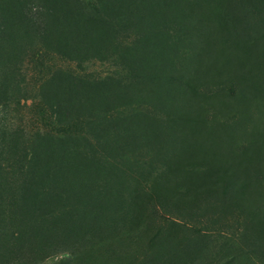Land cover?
Returning <instances> with one entry per match:
<instances>
[{"label": "rangeland", "instance_id": "374dc122", "mask_svg": "<svg viewBox=\"0 0 264 264\" xmlns=\"http://www.w3.org/2000/svg\"><path fill=\"white\" fill-rule=\"evenodd\" d=\"M223 1L241 17L243 37L252 38L249 53L264 55V0ZM71 2L0 0V80L6 91L0 125L12 130L0 157V264H207L238 248L251 249L253 261L264 264V240L248 242L238 208L223 210L207 195L197 207L183 196L194 181L188 170L203 172L224 161L219 151L205 157L203 146L189 150L190 165L171 146L173 136L162 133L149 148L136 132L137 121L163 111L144 90L128 88L132 71L123 55L136 28L122 29L117 41L110 37L98 48L73 45L78 36L66 17ZM227 81L212 84L225 92ZM228 113L216 118L232 121ZM213 119L205 120L212 131L218 127ZM49 132L80 154L82 161L65 158V176L72 174L70 165L91 161L84 179H32L28 167L46 159L50 148L44 151L38 134ZM239 134L252 136L251 127ZM236 135L229 142L238 151ZM132 136L139 139L134 148ZM229 174L236 188L238 180ZM190 251L199 253L193 258Z\"/></svg>", "mask_w": 264, "mask_h": 264}, {"label": "trees", "instance_id": "16d2710c", "mask_svg": "<svg viewBox=\"0 0 264 264\" xmlns=\"http://www.w3.org/2000/svg\"><path fill=\"white\" fill-rule=\"evenodd\" d=\"M68 10L67 20L78 36L73 45L78 42L98 48L108 38L116 39L122 29L136 28L133 45L123 55L124 63L132 71L128 88L144 90L163 109L160 112L163 116L158 113L137 121L136 132L149 148L156 146L162 133V138L173 136L171 146L177 145L190 165L194 161L189 150L203 146L205 157L219 151L224 161L209 164L203 172L195 167L188 170L194 181L183 196L188 194L187 202L197 207L206 203L207 198H215L223 210L238 208L248 242L251 244L255 236L264 240V181L261 180L264 179V55L249 53L252 38L243 37L246 28L238 23L241 17L236 8L223 0H95L91 3L72 0ZM122 52L123 49L120 57ZM111 80L110 77L108 81ZM221 80H228L223 85L225 92L219 89L222 85L212 84ZM121 86L127 84L122 81ZM205 87L209 88L204 90ZM5 93L0 80V97ZM220 111L229 112L233 120L219 121L216 113ZM208 115L217 121L214 131L205 124ZM248 127L252 136L236 135L246 134ZM232 133L241 140L238 151L230 145ZM11 134L6 125H0V157ZM37 138L44 151L50 148L46 159L28 167L33 171L32 179L86 177L90 160L78 166L70 165L72 174L64 175L65 158L82 160L76 150L64 149L61 136L49 132L38 134ZM132 138L130 144L134 148L139 139ZM230 172L234 174L233 180H238L236 188L231 183ZM219 221L212 219L211 223ZM249 251L238 248L207 264H256ZM198 253L190 251L187 256L195 258Z\"/></svg>", "mask_w": 264, "mask_h": 264}]
</instances>
